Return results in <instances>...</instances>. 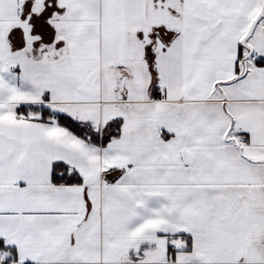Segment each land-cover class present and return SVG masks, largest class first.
I'll return each mask as SVG.
<instances>
[{
	"label": "snow or ice",
	"instance_id": "1",
	"mask_svg": "<svg viewBox=\"0 0 264 264\" xmlns=\"http://www.w3.org/2000/svg\"><path fill=\"white\" fill-rule=\"evenodd\" d=\"M0 264H264V0H0Z\"/></svg>",
	"mask_w": 264,
	"mask_h": 264
}]
</instances>
